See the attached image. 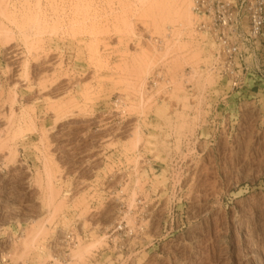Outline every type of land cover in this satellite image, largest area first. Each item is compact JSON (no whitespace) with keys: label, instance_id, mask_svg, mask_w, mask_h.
<instances>
[{"label":"rangeland","instance_id":"374dc122","mask_svg":"<svg viewBox=\"0 0 264 264\" xmlns=\"http://www.w3.org/2000/svg\"><path fill=\"white\" fill-rule=\"evenodd\" d=\"M192 6L0 0V264H264V78Z\"/></svg>","mask_w":264,"mask_h":264},{"label":"built area","instance_id":"2783aa9c","mask_svg":"<svg viewBox=\"0 0 264 264\" xmlns=\"http://www.w3.org/2000/svg\"><path fill=\"white\" fill-rule=\"evenodd\" d=\"M192 12L203 19L198 29L215 43L218 68L232 91L245 89L246 79L264 78V0H193Z\"/></svg>","mask_w":264,"mask_h":264}]
</instances>
